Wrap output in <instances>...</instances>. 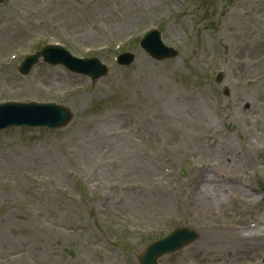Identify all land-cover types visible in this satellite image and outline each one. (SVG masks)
Here are the masks:
<instances>
[{
    "label": "rangeland",
    "instance_id": "obj_1",
    "mask_svg": "<svg viewBox=\"0 0 264 264\" xmlns=\"http://www.w3.org/2000/svg\"><path fill=\"white\" fill-rule=\"evenodd\" d=\"M153 27L175 57L140 47ZM49 43L108 75L42 59L21 74ZM7 101L58 103L72 119L0 131V264H138L182 226L197 240L158 264H264V0H5ZM225 227L239 234L227 248Z\"/></svg>",
    "mask_w": 264,
    "mask_h": 264
},
{
    "label": "water",
    "instance_id": "obj_2",
    "mask_svg": "<svg viewBox=\"0 0 264 264\" xmlns=\"http://www.w3.org/2000/svg\"><path fill=\"white\" fill-rule=\"evenodd\" d=\"M4 0H0L3 2ZM142 46L155 58L164 59L177 55L172 48L163 45L160 35L155 32L148 35L142 42ZM45 60L52 64L62 63L73 71L90 75L94 80L104 76L107 68L98 60H83L71 56L70 53L58 46H52L43 50ZM39 55L30 57L20 70L28 73L37 62ZM134 57L131 54H124L119 58L121 64H130ZM72 114L66 107L56 104H7L0 106V128L14 125L25 126H48L59 128L68 123ZM197 234L188 229H180L173 232L168 238L155 242L148 246L141 255L140 264H156V259L164 253L172 252L183 247L185 244L195 240Z\"/></svg>",
    "mask_w": 264,
    "mask_h": 264
},
{
    "label": "bare ground",
    "instance_id": "obj_3",
    "mask_svg": "<svg viewBox=\"0 0 264 264\" xmlns=\"http://www.w3.org/2000/svg\"><path fill=\"white\" fill-rule=\"evenodd\" d=\"M215 192H217V193L214 194V197L213 198H216V197L222 195L221 193H219V191H215ZM205 195H206L205 201H207L208 210H209V212L213 213V211H214V203H213V200L210 198V195H208L207 193H205ZM224 229L225 230L223 231V236L221 237V242L220 243L225 248H227V246L232 243L230 241H232L233 236L236 237L239 234H238V232H234L235 230L229 229V227H225Z\"/></svg>",
    "mask_w": 264,
    "mask_h": 264
}]
</instances>
